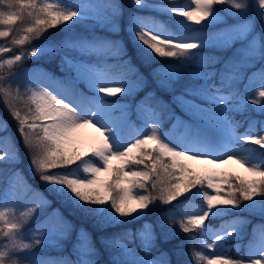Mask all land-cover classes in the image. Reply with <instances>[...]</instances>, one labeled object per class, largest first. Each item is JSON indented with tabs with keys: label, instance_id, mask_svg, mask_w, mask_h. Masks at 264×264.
Listing matches in <instances>:
<instances>
[{
	"label": "snow or ice",
	"instance_id": "snow-or-ice-1",
	"mask_svg": "<svg viewBox=\"0 0 264 264\" xmlns=\"http://www.w3.org/2000/svg\"><path fill=\"white\" fill-rule=\"evenodd\" d=\"M131 2L138 11L129 14L127 31L136 50L149 60H176V65L155 70L161 85L173 89L184 75L198 81L175 95L188 119L170 113L168 129L163 126V106H143L146 115L142 126H137L124 106L100 95H131L137 86L138 82L128 79L134 69L130 60L123 59L127 50L121 41L96 35L69 34L59 41L45 37L50 29L63 26L67 30L85 21L101 30L116 31L123 16L119 0H0V38L8 40L0 44V97L17 123L33 173L73 208L113 224L124 223L121 218H142L156 201L167 205L185 197L180 204H190L188 194L196 189L192 194L202 203L193 204V210L179 220L180 232L198 234V239L189 238L201 249L192 252L193 264H264V224L253 228L246 245H233L237 253L243 249V255L232 258L225 254L231 250L227 247L230 240L242 239L247 223L239 216L225 219L232 210L258 212L264 218V121L249 122L240 133V123L230 115L246 111L249 103L264 115V0ZM162 16L168 19H160ZM257 18L261 20L259 33L255 30ZM228 19L235 23L228 24ZM18 23L22 26L15 28ZM218 24L225 26L217 28ZM42 37L41 43H32ZM237 44L240 47L234 58L225 61L220 70L200 55L209 46L231 49ZM25 45H31L30 49L4 56L14 46ZM56 56L73 75L60 78L43 69L22 67L13 71L33 57ZM109 59L120 60L127 71L113 73L115 65H109ZM193 67L200 69L198 74L176 70ZM249 69L255 71L249 74ZM245 79L241 92L239 86ZM80 82L91 95L79 90ZM253 85L257 91L250 96ZM86 128L97 134L91 142L82 135ZM0 132L7 133L0 136V164L14 165L19 150L2 119ZM230 163L239 165L248 176L219 171ZM197 166H202L200 171ZM29 192L32 199L25 203ZM50 204L18 172L0 179V264H97L95 243L83 229L77 232L73 246L75 259L32 253L34 247L44 244L58 246L71 234L70 221L58 209L28 228L37 211ZM173 215L169 209L162 218ZM215 220L220 223H211ZM136 240L139 251L129 246ZM156 242L150 224L124 233L123 238L117 235L105 240L108 248L116 250L111 264H171L163 252L152 256Z\"/></svg>",
	"mask_w": 264,
	"mask_h": 264
},
{
	"label": "trees",
	"instance_id": "trees-1",
	"mask_svg": "<svg viewBox=\"0 0 264 264\" xmlns=\"http://www.w3.org/2000/svg\"><path fill=\"white\" fill-rule=\"evenodd\" d=\"M124 6L126 4H129L130 9H136L133 5L131 0H123ZM217 7H221L217 5ZM3 10V9H0ZM138 10V9H136ZM235 11V10H233ZM252 15H254V12H251ZM163 18H166L162 16ZM121 18V26H124L125 22ZM232 21V19H228L227 22ZM255 26L258 32H261V20L259 18L255 21ZM86 24H91L92 27H89L84 33H81V27ZM221 24H218L216 27L220 26ZM21 24H17L15 28L21 27ZM199 27V26H194ZM15 28L13 31V35H15ZM79 29V30H77ZM69 30H75L74 36H91L96 35L98 37H106L111 40L121 41L123 43L124 48L127 50V55L125 57L128 58L131 62V66L134 69V72L131 73L134 77L139 78L143 81L144 87L142 89L134 90L131 95H125L124 93H117L114 96H110L111 99L113 98H124L127 100H130V102L133 104L136 102V100L140 99L143 101H148L154 106H163L166 111L164 113V116L168 114L169 112L173 111H181V108L177 105V103L174 100L175 95L182 92L185 86L189 84H193V81L190 76L184 75L182 79L174 86L173 89H168L161 85L159 82V78L156 75V67L165 65L168 63H174L176 62L175 59L172 58H160L155 57L154 60H149L144 58L137 50L136 47L133 45L130 35L128 31H125L124 28L121 29V31L114 32L110 31L108 29L101 30L100 27H97L96 25L85 21L83 23H78L75 27H72L70 29L65 30L63 26L55 29H50L49 33H45V37H47L50 40L53 41H59L61 38L65 36V33ZM10 40V38H8ZM43 37L41 40H34L32 43H41L43 41ZM0 40L8 41L3 38H0ZM239 44H237L234 48L231 49H221V48H214V47H206L203 50L206 52H210L211 54L215 55V60L212 62L215 64V68L217 70H220L222 65L225 61H228L230 58H234V53L236 52V49L239 48ZM28 45H25L22 48L19 47H13L14 49H23L26 51ZM59 56H56L54 58H41L37 59L36 57H33L31 60L24 61L21 65H19L17 68L21 66H25L31 63H37L42 66H44L46 69L54 70L56 71L58 69L57 60L59 59ZM219 61V63H215L216 61ZM120 61V60H119ZM256 68H259L260 65L257 64L255 66ZM15 69V68H14ZM255 71V69H249V74L251 72ZM21 81L23 80V77L20 78ZM245 84H247V79H245L244 83L240 84V88L244 89ZM23 87V85H22ZM108 97V96H107ZM2 97H0V119H4L7 121L8 125V132L11 134V137L14 139L16 147L19 150V160L14 165L9 164H0V176L3 178L10 175V172L12 168L19 167L21 170V178L22 181H26V179L29 180V182L34 186V188L40 190L42 189L45 194L50 198L51 204L49 208L53 206H57L63 213L64 217L70 221L73 225L72 234L68 236V238L60 241V247L54 249L53 251L57 254L59 251H72L74 246V240H77L75 238L76 235V229L81 228L87 231L95 243V247L97 249L96 254V261L97 264H111V261L116 255L115 249H110L106 246L105 240L110 237H115L117 235H120L123 238V234L126 232H129L130 229L133 230V233L143 227V220L149 219L153 222V228L155 229V233L157 236V242L156 247L153 248L155 253H165L167 256V259L171 261V264H177V262H181V264H193L191 254L193 251H198V244L193 243L189 238L193 236H197V233H183L179 231V219L174 218H162L163 214L170 208H174L175 204L185 200V197H181L179 201H174L172 204H162L159 201H156L155 205H150L149 209L147 210L146 214L142 216V218L137 220H131L130 218H121L124 219V223L119 224H113L111 222L101 220L98 217H94L91 215L84 214L83 212L79 211L78 209H75L72 207L71 204L65 202L62 198L56 197L54 194H52L48 187H46L40 180L38 175H33L29 177V167L30 164V154L24 147L22 143V139L17 132V123L16 121L11 117L9 110L5 106V104L2 102ZM18 107L20 105H17ZM230 115L234 116V119L240 123V129H247L249 127V122L256 123L257 121H261V119H264V115L259 113V110L257 109L256 105L248 104L247 110L243 111L242 113H230ZM245 115H248L247 118H244ZM257 128H259V125H257ZM7 133L0 132V136L6 135ZM256 147V146H255ZM115 163V162H114ZM73 168L76 166L73 165ZM58 171H61L60 169H57ZM56 170V171H57ZM236 176H242L247 177L244 175H240L235 172H228ZM105 179L107 178L104 177ZM226 190V185L224 186ZM202 189V188H201ZM200 190V189H199ZM197 190L193 189L192 193H195ZM192 193H189L188 196L193 199L196 198L195 195ZM242 205L246 204L247 202H241ZM234 216H240L242 219L246 220L247 223L243 227V237L239 241H233L230 240L229 242H236V244L239 245H246L252 237L253 228L257 225L264 224V218L260 216L258 212L250 213L248 211H237L232 210L229 214V216L225 217V219H230ZM175 221V222H173ZM213 224H219L220 221L215 220L211 221ZM136 246L139 247V240L135 241ZM245 243V244H244ZM59 246V245H58ZM64 247V248H62ZM229 247V246H227ZM60 248V249H59ZM231 250L227 251L225 254L229 257L235 258L238 255L243 254V249L240 253H237L235 250V247L230 246Z\"/></svg>",
	"mask_w": 264,
	"mask_h": 264
},
{
	"label": "rangeland",
	"instance_id": "rangeland-1",
	"mask_svg": "<svg viewBox=\"0 0 264 264\" xmlns=\"http://www.w3.org/2000/svg\"><path fill=\"white\" fill-rule=\"evenodd\" d=\"M120 2V1H119ZM120 4H121V2H120ZM130 8H129V4H126L125 6H124V12H123V19L122 20H124L125 21V16H126V19H127V17H128V15H129V13H130ZM233 24V23H232ZM225 26V25H224ZM223 26V27H224ZM89 27H92V25L91 24H86V25H83L82 27H81V33H84V31H86ZM222 27V28H223ZM77 30H79V29H77ZM211 31L213 30V29H210ZM209 29H208V31H210ZM73 33V32H72ZM72 35V34H71ZM2 41H4V40H1L0 41V44H7L8 42H2ZM30 47H31V45H29L28 46V49L27 50H29L30 49ZM194 51H196V50H194ZM16 52H20V50H15L14 48H13V51L12 52H9V53H6V54H4V56L5 57H7V56H11V55H13L14 53H16ZM69 55H75L74 53H69ZM200 55L202 56V57H205V58H207L208 59V56L207 55H205L204 54V52L202 51V50H200ZM77 59H79V57H77ZM84 59L85 60H89L90 58L89 57H84ZM108 61V60H107ZM58 68H59V74H57V73H53V72H51V71H49V70H46V69H44L43 67H41V66H39V65H36V64H33V65H27V66H24V67H22V68H27V69H35V70H40V69H43V70H46L47 72H50V73H52V74H54L55 76H57V77H60V78H64L65 76H71V75H73L72 73H69V72H67V70L66 69H63L62 68V66H61V64H60V59L58 60ZM109 65H113L112 64V61H108L107 62ZM177 71H184V72H191V73H193L194 75L195 74H198L199 73V71H200V69H198V68H195V67H193V68H184V69H180V68H177L176 69ZM13 71H19V69H13ZM125 70H123V68H122V66H120V67H113L112 68V72L113 73H120V72H124ZM128 79L130 80V81H133V82H138L137 83V86H136V88L135 89H139V88H142L143 87V83L141 82V81H139L138 79H135L134 77H132L131 75H128ZM81 83H83V82H80L79 83V90H82V91H85L87 94H89V95H91V93L90 92H87V87H86V85H85V87H82L81 86ZM193 83H198V81H193ZM107 86H109V87H119V85L118 84H109V85H107ZM256 91H257V86L256 85H253L251 88H249V90H248V95H250V96H255V93H256ZM100 95H104L105 96V99L107 100V101H109V102H117L119 105H122V106H124L126 109H127V115L131 118V121L134 123V124H136L137 126H142V121H143V118H144V116L146 115L145 113H143L142 112V107L143 106H145V105H151L150 103H144L143 101H141V100H138V101H136L135 102V104H130V102L128 101V100H126V99H111L110 98V96H108L107 97V95H105V94H103V93H101ZM152 106H154V105H152ZM155 107V106H154ZM175 113V115L176 116H178V117H183L184 119H188V117L187 116H185L184 115V113L183 112H181V111H176V112H174ZM170 113H168L166 116H165V123H164V128L165 129H168V128H170L171 127V122H168L167 121V116L169 115ZM91 129V128H90ZM89 128H86V129H84V130H82V135H83V137H84V139L87 141V142H91L92 141V139L97 135L96 133H95V130H93V131H91ZM238 131L240 132V133H243V132H245V130L244 129H238ZM246 146H249V147H253L252 145H246ZM239 166V165H238ZM236 164H233V163H230V164H227V165H222L221 167H220V169H219V171H221V172H229V171H236V172H239V173H241V174H243V175H246V176H248V174L244 171V169L243 168H241L240 166L238 167ZM30 168V172H32L33 173V169H32V167L30 166L29 167ZM201 168H202V166H197V171H200L201 170ZM16 172H18V171H16ZM106 176V175H105ZM8 177V176H7ZM7 177H5V178H3L2 176H0V179H4V180H6V178ZM205 190H207L206 188H203L202 190H200V191H205ZM210 191V190H209ZM40 193H42V192H40ZM43 194V193H42ZM30 195V193H28L27 194V196L25 197V203H27V202H29L31 199H32V195H31V197L29 196ZM44 195V194H43ZM45 196V195H44ZM46 197V196H45ZM48 199V198H47ZM202 203V201H200V202H197V201H191V203L190 204H187V206H182V205H180V206H178L176 209H174L173 211H174V215L173 216H175V217H183V214L185 213V212H191L192 210H193V208H192V205L193 204H201ZM54 210H57V208H54L53 210H51L50 212H46V211H37V213H36V217H35V220H33L29 225H28V228H32V227H35L40 221H42V220H44V218L46 217V216H48V214H50V213H52ZM59 210V209H58ZM59 213H61L60 212V210H59ZM64 217V216H63ZM143 222H144V224H143V226L145 225V224H150V225H152L153 223H152V221H150L149 219H145V220H143ZM152 227H153V225H152ZM154 229V228H153ZM26 230V229H25ZM154 231H155V229H154ZM257 231H259V229L257 230ZM130 247H136L137 248V251H139L140 249H139V247H137L136 246V244L134 243V244H130L129 245ZM32 253H34L37 257H60V256H67V257H70V258H72V259H75V256L74 257H72V254L71 253H67V252H65V254H51V251H47V253H44V252H40V247H34L32 250ZM206 251H207V249H206ZM155 254H157V255H155ZM159 255V253H155V251L154 250H152V256H158ZM165 259L167 258V256H165L164 257Z\"/></svg>",
	"mask_w": 264,
	"mask_h": 264
},
{
	"label": "bare ground",
	"instance_id": "bare-ground-1",
	"mask_svg": "<svg viewBox=\"0 0 264 264\" xmlns=\"http://www.w3.org/2000/svg\"><path fill=\"white\" fill-rule=\"evenodd\" d=\"M90 129V128H89ZM91 131H93L94 129H90ZM237 165V164H236ZM238 166V165H237ZM239 167V166H238Z\"/></svg>",
	"mask_w": 264,
	"mask_h": 264
}]
</instances>
